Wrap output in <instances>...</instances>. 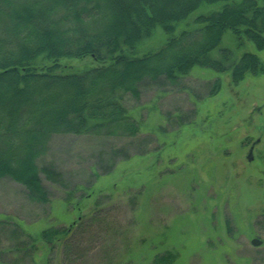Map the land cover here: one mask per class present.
<instances>
[{"label":"rangeland","instance_id":"obj_1","mask_svg":"<svg viewBox=\"0 0 264 264\" xmlns=\"http://www.w3.org/2000/svg\"><path fill=\"white\" fill-rule=\"evenodd\" d=\"M219 7L199 9L179 30ZM154 35L140 54L168 37L161 28ZM224 39L235 48L232 33ZM245 49L264 62V49ZM61 62L80 71L98 65ZM216 78L221 88L210 96ZM127 106L141 122L138 136L53 139L43 162L65 185L42 176L50 202L32 203L24 185L0 180V264H154L167 251L178 254L173 264H264V74L235 83L199 67L178 85H147ZM75 223L79 256L66 259L61 242L39 239L48 226ZM18 236L25 252L14 251Z\"/></svg>","mask_w":264,"mask_h":264},{"label":"trees","instance_id":"obj_2","mask_svg":"<svg viewBox=\"0 0 264 264\" xmlns=\"http://www.w3.org/2000/svg\"><path fill=\"white\" fill-rule=\"evenodd\" d=\"M218 5L179 30L199 9ZM157 28L166 42L140 54ZM229 33L235 48L224 42ZM246 42L264 49V0H0V180L24 185L32 203L50 202L42 176L65 185L43 162L55 137L138 136L141 122L128 99H140L151 83L178 85L195 68L230 73L235 83L264 74ZM84 57L98 65L80 71L61 62ZM213 86L210 96L220 78ZM77 229L48 226L39 239L50 247L61 242L69 259L81 254ZM20 237L14 251L25 252ZM177 256L167 251L154 264H173Z\"/></svg>","mask_w":264,"mask_h":264},{"label":"water","instance_id":"obj_3","mask_svg":"<svg viewBox=\"0 0 264 264\" xmlns=\"http://www.w3.org/2000/svg\"><path fill=\"white\" fill-rule=\"evenodd\" d=\"M252 154H253V152L251 151L250 154L248 155V159L252 160V158H253ZM252 243L255 244V245H260L261 241L258 240V239H253Z\"/></svg>","mask_w":264,"mask_h":264}]
</instances>
